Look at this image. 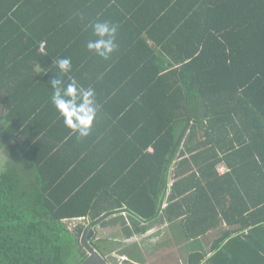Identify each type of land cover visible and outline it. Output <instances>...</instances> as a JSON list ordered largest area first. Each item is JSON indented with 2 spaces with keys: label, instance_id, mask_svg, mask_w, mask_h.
<instances>
[{
  "label": "trees",
  "instance_id": "16d2710c",
  "mask_svg": "<svg viewBox=\"0 0 264 264\" xmlns=\"http://www.w3.org/2000/svg\"><path fill=\"white\" fill-rule=\"evenodd\" d=\"M14 1L0 15L9 17L0 24V123L7 112L9 124L0 128L9 158L0 264H83L86 227L78 239L65 223L128 210L95 229L91 243L107 256L113 241L145 234L142 223H173L162 203L179 197L188 240L224 229L186 264H264V0ZM103 21L118 25L107 60L86 47ZM57 58L95 90L87 138L56 132L51 120L37 127ZM223 163L230 172L221 178ZM174 208L176 219L185 215ZM112 224L120 235L97 247Z\"/></svg>",
  "mask_w": 264,
  "mask_h": 264
},
{
  "label": "crops",
  "instance_id": "0c3cea01",
  "mask_svg": "<svg viewBox=\"0 0 264 264\" xmlns=\"http://www.w3.org/2000/svg\"><path fill=\"white\" fill-rule=\"evenodd\" d=\"M10 8H11V0H0V15H2L3 17L5 15H8L10 13ZM8 19L9 17L3 19L2 21H0V24L7 23ZM40 51H41V48H40ZM74 67L75 65L73 63L71 71L66 75V77H64L65 82L68 81L69 77L74 78V70H75ZM33 102L36 103V101H33ZM6 115H7V112L2 113V117L4 119ZM57 117L59 118V120ZM105 118H106V115L103 117V119ZM4 119H2V128H5L9 125L6 123ZM46 119H41L42 121H39V123H37V127H39V125L43 123L44 121L48 122L49 120H51L50 126L51 128H55L56 132L60 133V132L69 131V129H67L64 126L63 119L59 116L53 104L50 105L49 114L46 116ZM7 163H9V160H7L6 164ZM6 164H5V167H6ZM229 172H230V168L226 164L223 163L218 166V174L221 178H224L225 174ZM169 196H170V192H169ZM184 200H185V197H179L176 200V202L173 204H170L167 202L162 203V212L166 211L168 208H170V206L173 207L172 217H173L174 222L170 223L169 221H166L165 219L164 224H160V225H157V224L151 225L148 223H142L141 227H145V230H146L145 234L135 235L134 240L130 242V245H131L130 248L132 247L130 252L129 253L123 252L121 256L122 260L120 261L119 264H126L127 261H129V264H143V263L145 264V261L142 260V259H145V253H143L141 250L143 244H146V246H151L152 248H155V250L163 248L162 251L164 250V252L167 251L166 248H169L168 246L171 245V243L177 244L179 247L183 248L184 252L186 253L185 255L186 258L191 252H197V250L210 251L215 241L219 238L220 233H223L224 229L222 228L219 230L218 228L216 230H213L209 235L205 236L204 238H200L199 240L197 239L194 241L188 240L186 236V232H187L186 226L183 227L184 224H186L185 221H186V213H187V206L183 203ZM174 206L177 208V211L179 213H183L185 215L183 217L176 219L177 217L173 215L175 211ZM162 212H160V214H162ZM124 217L127 218V216H124ZM127 226H129V224H127ZM238 229H240V226L238 227ZM155 233L158 235L154 236ZM169 236H170V239H168ZM136 241H139V242L137 243ZM105 257L107 258V256ZM173 263L178 264V261L170 257V254H167V256L166 255L163 256L161 260H157L155 264H173Z\"/></svg>",
  "mask_w": 264,
  "mask_h": 264
},
{
  "label": "clouds",
  "instance_id": "9594fccd",
  "mask_svg": "<svg viewBox=\"0 0 264 264\" xmlns=\"http://www.w3.org/2000/svg\"><path fill=\"white\" fill-rule=\"evenodd\" d=\"M95 39L87 42V49L96 56L105 60L109 59L117 50L118 25L107 21L95 22L91 25ZM55 66L58 76L49 80L52 91L51 102L63 119L64 126L70 134L77 138H87L93 128L97 117L98 105L96 93L92 87L84 88L78 82L65 77L72 68L69 58H57Z\"/></svg>",
  "mask_w": 264,
  "mask_h": 264
},
{
  "label": "rangeland",
  "instance_id": "374dc122",
  "mask_svg": "<svg viewBox=\"0 0 264 264\" xmlns=\"http://www.w3.org/2000/svg\"><path fill=\"white\" fill-rule=\"evenodd\" d=\"M0 128H2V125L0 123ZM7 160H9V158H7V156L2 152L0 153V174L5 170V164L7 162ZM24 163L23 161L19 164ZM33 170V173L35 174V170L33 169V167H30ZM25 171V170H24ZM27 173V172H26ZM91 223V221L86 222H66L65 225L67 227V229L74 234V236H76L78 239L79 235H78V229L79 228H87ZM118 224H112L110 227H107L105 231L102 232V235L104 234V239L101 242H95V245H97V247L101 246L102 248H106L108 247V243H112L111 240H109V238L115 233H117L118 235H120L119 230L115 232V228L117 227ZM101 235V236H102ZM158 234H154V236H157ZM152 236V237H154ZM167 238V237H165ZM170 239V236L169 238ZM172 240V238H171ZM137 243L139 241H136ZM92 244V243H91ZM113 246L114 249L112 252L108 253L107 252V260L109 261L110 264H119L121 259V256L123 254V252L125 253H129L131 248H130V243L127 244H120V243H114L113 241ZM169 248H166V252H164V250L162 251V249H156L152 248L151 246H146V244L142 245V252L145 253V259H142L143 261H145V264H155L157 260H161V258L163 256H167V254H170V257H172L174 260L178 261V264H186L187 263V258L185 257L186 253L184 252L182 247H179L177 244H172L168 246ZM84 253L85 251L82 250ZM155 251V252H154ZM144 256V255H143ZM137 259V258H135ZM144 264V263H143Z\"/></svg>",
  "mask_w": 264,
  "mask_h": 264
},
{
  "label": "water",
  "instance_id": "95a60500",
  "mask_svg": "<svg viewBox=\"0 0 264 264\" xmlns=\"http://www.w3.org/2000/svg\"><path fill=\"white\" fill-rule=\"evenodd\" d=\"M129 214L130 212L128 210H119L111 212L105 214L103 217L93 222L86 228L85 232L82 235L81 243L87 250L88 257L86 258L83 264H110L107 258L103 256L98 250H96L91 244V240L95 235V229L111 218H115L118 216H126Z\"/></svg>",
  "mask_w": 264,
  "mask_h": 264
},
{
  "label": "built area",
  "instance_id": "2783aa9c",
  "mask_svg": "<svg viewBox=\"0 0 264 264\" xmlns=\"http://www.w3.org/2000/svg\"><path fill=\"white\" fill-rule=\"evenodd\" d=\"M45 47H46V44H45V42H44V43H42V46H41V51H42V52H44Z\"/></svg>",
  "mask_w": 264,
  "mask_h": 264
}]
</instances>
